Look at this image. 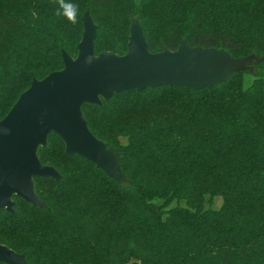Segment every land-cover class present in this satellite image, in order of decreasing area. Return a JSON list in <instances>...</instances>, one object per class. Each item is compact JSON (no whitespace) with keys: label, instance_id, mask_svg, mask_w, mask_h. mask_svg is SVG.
<instances>
[{"label":"trees","instance_id":"obj_1","mask_svg":"<svg viewBox=\"0 0 264 264\" xmlns=\"http://www.w3.org/2000/svg\"><path fill=\"white\" fill-rule=\"evenodd\" d=\"M70 2L75 24L56 15L57 0H0V118L33 78L63 67L62 49L76 56L86 9L95 54L126 52L136 15L150 51L184 38L254 57L200 89L162 84L83 102L130 182L66 153L51 130L37 155L60 177H33L45 206L14 194V211L0 209V243L28 264H264V0Z\"/></svg>","mask_w":264,"mask_h":264},{"label":"water","instance_id":"obj_2","mask_svg":"<svg viewBox=\"0 0 264 264\" xmlns=\"http://www.w3.org/2000/svg\"><path fill=\"white\" fill-rule=\"evenodd\" d=\"M82 22L76 56L62 49L63 67L33 78L0 118V209L14 211V194L33 205H46L34 190L33 177H60L53 165L42 163L37 155V148L47 145L51 130L64 141L66 153L94 162L118 184L130 182L114 147L89 128L83 102L100 103L114 92L162 84L200 89L225 80L254 57H235L222 47L190 45L184 38L176 49L150 51L136 15L130 20L126 52L95 54L97 24L88 9ZM0 262L28 264L24 253L2 243Z\"/></svg>","mask_w":264,"mask_h":264},{"label":"clouds","instance_id":"obj_3","mask_svg":"<svg viewBox=\"0 0 264 264\" xmlns=\"http://www.w3.org/2000/svg\"><path fill=\"white\" fill-rule=\"evenodd\" d=\"M59 8L57 9L56 15H63L71 23L75 24L78 19L79 6L70 2V0H57Z\"/></svg>","mask_w":264,"mask_h":264},{"label":"rangeland","instance_id":"obj_4","mask_svg":"<svg viewBox=\"0 0 264 264\" xmlns=\"http://www.w3.org/2000/svg\"><path fill=\"white\" fill-rule=\"evenodd\" d=\"M239 65H242V64H239ZM251 78H252V77H251L250 74H246V75H245L244 83L247 84V83L251 80ZM220 201H221L220 197H216V199H215L213 205L218 206V205L220 204Z\"/></svg>","mask_w":264,"mask_h":264}]
</instances>
